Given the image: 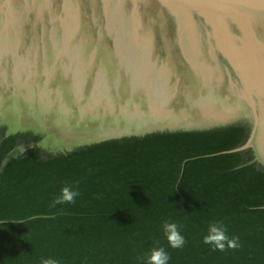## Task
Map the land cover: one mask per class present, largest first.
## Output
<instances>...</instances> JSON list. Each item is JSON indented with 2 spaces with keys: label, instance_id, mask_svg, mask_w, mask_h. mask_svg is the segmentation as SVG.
I'll return each mask as SVG.
<instances>
[{
  "label": "water",
  "instance_id": "obj_1",
  "mask_svg": "<svg viewBox=\"0 0 264 264\" xmlns=\"http://www.w3.org/2000/svg\"><path fill=\"white\" fill-rule=\"evenodd\" d=\"M233 127L264 172V0H0L3 167Z\"/></svg>",
  "mask_w": 264,
  "mask_h": 264
},
{
  "label": "trees",
  "instance_id": "obj_2",
  "mask_svg": "<svg viewBox=\"0 0 264 264\" xmlns=\"http://www.w3.org/2000/svg\"><path fill=\"white\" fill-rule=\"evenodd\" d=\"M4 134V130H2ZM242 127L153 135L107 142L65 156L31 151L7 156L24 134L0 144V264H148L164 247L168 264H264V172L228 153ZM78 182V184H77ZM66 184L75 202L52 206ZM221 221L236 249L203 242ZM176 223L186 243L173 249L164 223Z\"/></svg>",
  "mask_w": 264,
  "mask_h": 264
},
{
  "label": "clouds",
  "instance_id": "obj_3",
  "mask_svg": "<svg viewBox=\"0 0 264 264\" xmlns=\"http://www.w3.org/2000/svg\"><path fill=\"white\" fill-rule=\"evenodd\" d=\"M78 195L79 192L74 190L72 185L66 184L53 200L52 206L74 203L75 197ZM163 231L171 248L180 249L184 247L186 239L176 223H164ZM238 241L239 237H230L227 234L226 226L221 221L215 220L209 224L207 234L203 237L204 244L211 245L213 250L221 252L226 249H236L239 246ZM169 259L170 256L164 247L153 248L148 255V264H168ZM41 264H57V261L52 258L41 257Z\"/></svg>",
  "mask_w": 264,
  "mask_h": 264
},
{
  "label": "snow or ice",
  "instance_id": "obj_4",
  "mask_svg": "<svg viewBox=\"0 0 264 264\" xmlns=\"http://www.w3.org/2000/svg\"><path fill=\"white\" fill-rule=\"evenodd\" d=\"M2 2H3V0H2Z\"/></svg>",
  "mask_w": 264,
  "mask_h": 264
}]
</instances>
